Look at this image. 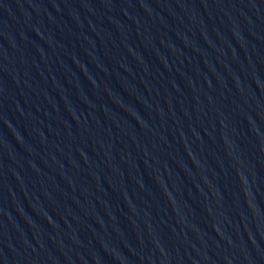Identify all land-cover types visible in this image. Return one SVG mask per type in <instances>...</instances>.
Instances as JSON below:
<instances>
[{
	"label": "water",
	"instance_id": "1",
	"mask_svg": "<svg viewBox=\"0 0 264 264\" xmlns=\"http://www.w3.org/2000/svg\"><path fill=\"white\" fill-rule=\"evenodd\" d=\"M0 264H264V0H0Z\"/></svg>",
	"mask_w": 264,
	"mask_h": 264
}]
</instances>
